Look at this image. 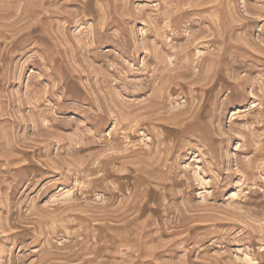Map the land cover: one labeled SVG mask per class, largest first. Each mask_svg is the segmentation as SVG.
<instances>
[{
  "label": "rangeland",
  "instance_id": "374dc122",
  "mask_svg": "<svg viewBox=\"0 0 264 264\" xmlns=\"http://www.w3.org/2000/svg\"><path fill=\"white\" fill-rule=\"evenodd\" d=\"M0 264H264V0H0Z\"/></svg>",
  "mask_w": 264,
  "mask_h": 264
},
{
  "label": "bare ground",
  "instance_id": "6f19581e",
  "mask_svg": "<svg viewBox=\"0 0 264 264\" xmlns=\"http://www.w3.org/2000/svg\"><path fill=\"white\" fill-rule=\"evenodd\" d=\"M111 213V212H110Z\"/></svg>",
  "mask_w": 264,
  "mask_h": 264
}]
</instances>
